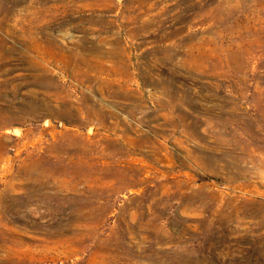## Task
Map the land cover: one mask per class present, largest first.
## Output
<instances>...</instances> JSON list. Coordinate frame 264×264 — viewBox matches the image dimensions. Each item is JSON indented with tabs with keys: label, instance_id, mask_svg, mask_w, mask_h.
<instances>
[{
	"label": "rangeland",
	"instance_id": "obj_1",
	"mask_svg": "<svg viewBox=\"0 0 264 264\" xmlns=\"http://www.w3.org/2000/svg\"><path fill=\"white\" fill-rule=\"evenodd\" d=\"M0 264H264V0H0Z\"/></svg>",
	"mask_w": 264,
	"mask_h": 264
}]
</instances>
